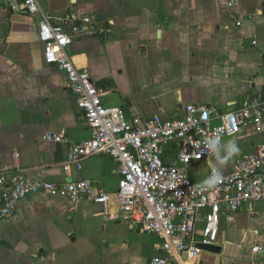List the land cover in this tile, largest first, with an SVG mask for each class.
<instances>
[{"label":"crops","instance_id":"1","mask_svg":"<svg viewBox=\"0 0 264 264\" xmlns=\"http://www.w3.org/2000/svg\"><path fill=\"white\" fill-rule=\"evenodd\" d=\"M38 1L52 18L78 11L109 31L74 41L67 53L105 91L103 104L120 107L127 118L175 120L189 104L225 111L264 98V0H237L231 8L229 0ZM39 22L40 15L26 14L21 5L0 2V172L12 169L18 154L30 180L86 179L94 193H113L119 177L107 156L86 159L80 171L61 169L69 147L89 134L65 74L43 63ZM59 132L67 143L43 140ZM231 141L239 151L231 153ZM261 143L264 134L226 137L212 164L227 173ZM186 171L196 185L207 180L204 161ZM158 243L113 206L104 215L91 198L73 204L36 194L0 222V264H147ZM218 246L219 254L203 252L186 263L264 264V252L252 251L264 249V202L223 213Z\"/></svg>","mask_w":264,"mask_h":264},{"label":"built area","instance_id":"2","mask_svg":"<svg viewBox=\"0 0 264 264\" xmlns=\"http://www.w3.org/2000/svg\"><path fill=\"white\" fill-rule=\"evenodd\" d=\"M0 2L21 5L30 16L40 15L43 63L65 74L67 88L87 126L88 138L69 147L62 171H80L86 159L103 155L116 164L119 177L113 193L101 188L94 193L86 179L33 181L15 154L12 169L0 172V222L11 219L19 204L36 194L67 198L73 204L91 198L104 215L113 206L125 220L158 240L159 253L147 264H187L199 260L203 253L199 245H219L223 213L235 214L249 204L264 202V143L236 159L227 173L212 164L226 137L264 134V98H247L225 111L189 104L183 118L175 120L159 115L127 118L120 107L103 104L105 91L94 87L88 70L77 67L67 53L74 41L109 32L93 15L70 11L52 18L41 11L38 0ZM236 2L229 0L226 6L231 8ZM43 140L67 143L64 132L46 134ZM206 140H216V149L207 147ZM201 161L208 167L207 180L196 185L186 168ZM261 250L252 249L254 253Z\"/></svg>","mask_w":264,"mask_h":264},{"label":"clouds","instance_id":"3","mask_svg":"<svg viewBox=\"0 0 264 264\" xmlns=\"http://www.w3.org/2000/svg\"><path fill=\"white\" fill-rule=\"evenodd\" d=\"M204 143L210 149H213V150L216 149V144H217V141L216 140H206ZM229 144H230V147H231V153H235V152L239 151V149L235 145V142L234 141L229 142ZM217 178H218V174H217Z\"/></svg>","mask_w":264,"mask_h":264},{"label":"water","instance_id":"4","mask_svg":"<svg viewBox=\"0 0 264 264\" xmlns=\"http://www.w3.org/2000/svg\"><path fill=\"white\" fill-rule=\"evenodd\" d=\"M203 252L212 253V254H219L221 248L215 245H199L198 246Z\"/></svg>","mask_w":264,"mask_h":264}]
</instances>
